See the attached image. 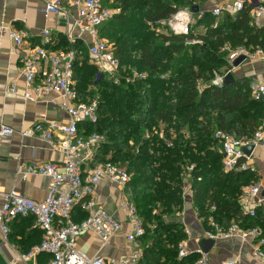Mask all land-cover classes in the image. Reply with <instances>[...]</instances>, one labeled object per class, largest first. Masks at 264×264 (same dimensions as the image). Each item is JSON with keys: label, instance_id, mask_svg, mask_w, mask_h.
<instances>
[{"label": "trees", "instance_id": "1", "mask_svg": "<svg viewBox=\"0 0 264 264\" xmlns=\"http://www.w3.org/2000/svg\"><path fill=\"white\" fill-rule=\"evenodd\" d=\"M205 1L104 0L111 8H121L101 26L100 33L114 44L123 78L115 84L90 61L84 48L82 58L74 63L80 98L99 100V120L80 123V128L84 135L99 132L107 138L97 161L120 164L131 175L127 188L145 225L139 264L195 263L198 254L180 257L178 248L189 238L177 219L184 210L187 172L205 228L211 217L225 227L242 219L243 226H259L264 231L262 209L250 217L238 202L243 186L259 175L250 169L226 171L223 141L217 137L218 131L252 137L264 117V98L253 96L249 77L221 87L211 83L217 73L232 67L230 49L264 50V26L251 25L252 8L246 4L235 15L217 17L204 11L189 34L164 26L179 9ZM198 28L205 31L198 33ZM56 46L52 47L59 49ZM133 71L146 77L128 81ZM154 128L162 135L154 133ZM75 212L77 220L86 216L79 207Z\"/></svg>", "mask_w": 264, "mask_h": 264}, {"label": "built area", "instance_id": "2", "mask_svg": "<svg viewBox=\"0 0 264 264\" xmlns=\"http://www.w3.org/2000/svg\"><path fill=\"white\" fill-rule=\"evenodd\" d=\"M77 6L76 27L89 32L91 43L89 53L93 63L101 72L107 73L115 84H120L123 75L120 70V61L115 55L114 44L101 36V26L121 8H111L104 0H72ZM64 0H48L46 14H60ZM245 7L244 0H226L222 5L215 6L212 13L219 17L225 13L235 15ZM203 11L194 13L191 8H181L170 18L164 21V26L174 33L189 34ZM251 25L264 26V0H257L251 9ZM42 41L37 45H29L28 33L24 30L11 28L10 37L18 46H28V54L23 59L21 75L25 79L26 90L24 95L31 97V90L39 97L51 92H59L68 113L67 121L48 120L46 113L39 116V121L30 128H23L20 133L23 137L39 135L53 148L61 152L60 162L45 161L28 164L21 172L22 178L28 176H46L49 178L48 195L44 200H35L23 195L18 190H11L3 194V204L0 208V232L7 237L10 233V224L19 216H32L36 226L42 231V241L24 254L20 260H30L39 253L48 252L51 257L48 264H139L143 256L141 238L145 234V225L135 204L127 197V186L131 175L120 164L109 160L97 161L99 149L106 142L104 134L92 132L84 135L80 123L92 124L99 120L98 98L83 101L76 89L74 78V63L77 51L73 47L56 49L53 32L45 28L42 32ZM69 40L74 42L72 33ZM194 41V40H193ZM245 55L247 59L259 58L263 61L264 50L257 48L251 51L245 46H238L229 51L231 68L217 73L212 85L223 86L225 77L233 72V61ZM136 77L144 78L145 73L134 72L128 81H135ZM253 96L259 100L264 98V80L252 84ZM9 91H17V83L13 82ZM14 128L2 125L0 134H12ZM217 137L223 141V165L226 171L247 170L256 172L250 164L257 147H264V117L255 134L250 138H238L220 131ZM253 145L251 154L244 151ZM193 167H190L192 169ZM106 180L120 190L119 208L126 214L130 229L125 234L130 242V254L120 257L104 255H89L77 249L80 236L91 232L103 240V244L110 242L123 229L122 222L116 216L101 206L97 199V186ZM184 188V194H185ZM241 211L250 217L257 216L259 209H264V177L246 184L238 197ZM79 207L86 214L80 220L75 218V209ZM209 228L205 229L203 237L219 239L253 240V253L264 263V231L259 226L245 227L242 222L232 221L225 227L209 218ZM187 231V229H186ZM188 233V231H187ZM189 239V238H188ZM188 239L179 244V256L184 257L196 253L198 257L194 264H211L210 251L204 252L199 246L191 248ZM224 264H241L239 259H229Z\"/></svg>", "mask_w": 264, "mask_h": 264}, {"label": "crops", "instance_id": "3", "mask_svg": "<svg viewBox=\"0 0 264 264\" xmlns=\"http://www.w3.org/2000/svg\"><path fill=\"white\" fill-rule=\"evenodd\" d=\"M47 1L0 0V129L3 124L15 129L12 134H0V208L4 201L3 194L13 189L29 198L44 200L48 195L49 178L35 175L22 178L21 172L28 164L45 161L60 162L63 158L60 151L39 135L23 137L20 130L35 125L42 113H46L48 120H68L65 101L59 92H51L39 97L31 90L30 98L24 95L26 84L21 75V66L29 50L26 45L18 46L10 37L9 30L16 28L26 31L29 45L34 46L42 41L41 32L45 28H50L55 37L56 47L60 49L73 47L77 51V58H82L81 48H84L88 52L90 61L93 62V57L89 53L91 36L89 32L76 27L78 6L72 0H64L62 13L47 16ZM225 1L206 0L200 5V10L212 11L215 6L222 5ZM244 2L252 8L257 0H244ZM204 31L203 28L196 29L198 33ZM70 33L74 35V42L69 40ZM234 71L237 78H251L253 85L264 80L263 61L259 58L248 59L240 67L234 68ZM13 82L17 83V91H9ZM250 164L255 167L259 178L264 177L263 146L254 150ZM185 187L184 210L177 215V219L188 231L189 246L196 248L205 228L202 227L203 219L198 215L194 205L192 190ZM97 199L101 206L122 222L123 229L118 236L106 244H103L99 236L86 232L78 239L77 249L91 256L100 254L120 257L130 254L133 249L125 237L130 224L126 214L119 208V188L102 180L97 186ZM261 211L264 216V209ZM42 237L43 233L36 226L34 217L15 218L11 221L10 233L7 237L0 232V264H48L49 254L39 253L26 261L19 259V255L29 252L33 246L39 244ZM253 247L252 238L246 241L236 238L219 239L210 251L211 264H224L229 259H239L241 264H264L254 255Z\"/></svg>", "mask_w": 264, "mask_h": 264}, {"label": "water", "instance_id": "4", "mask_svg": "<svg viewBox=\"0 0 264 264\" xmlns=\"http://www.w3.org/2000/svg\"><path fill=\"white\" fill-rule=\"evenodd\" d=\"M191 10L195 13L200 11V6L198 4H195L194 6H192ZM247 58L245 55H241L239 56L237 59H235L233 61V66L236 67H240L241 65H243L245 62H247ZM237 79L235 73L233 72H229L226 77H225V81L224 83H230L233 82ZM247 153L251 154V152L254 150V146L250 145L247 148ZM217 241L215 239L212 238H200L199 240V247L204 251V252H209L212 250V248L216 245Z\"/></svg>", "mask_w": 264, "mask_h": 264}, {"label": "rangeland", "instance_id": "5", "mask_svg": "<svg viewBox=\"0 0 264 264\" xmlns=\"http://www.w3.org/2000/svg\"><path fill=\"white\" fill-rule=\"evenodd\" d=\"M236 68H238V67H236ZM134 72H136V71H133V74H134ZM233 73H235V71L233 72ZM236 74V73H235ZM154 133H158L159 135H162L161 133H162V131H160V130H157V129H155L154 128ZM150 135V132H147V134H146V136H149ZM107 139V138H106ZM130 143L132 144V147L134 148V150H135V148H137V146H136V144L134 143V141L133 140H131L130 141ZM244 151H247V149L245 148L244 149ZM111 156V153H109V155H108V157H110ZM185 186H187L188 188H192V183H191V179H190V176H189V173L187 172V173H185ZM188 191V190H187ZM186 191V192H187ZM126 195H127V197L130 199V200H132L131 198H132V192L127 188V192H126ZM186 196V195H185ZM178 215V214H177ZM209 222V221H208ZM202 227L203 228H205L206 227V224L203 222L202 223ZM205 229H207V228H205ZM202 238H207V237H202Z\"/></svg>", "mask_w": 264, "mask_h": 264}]
</instances>
